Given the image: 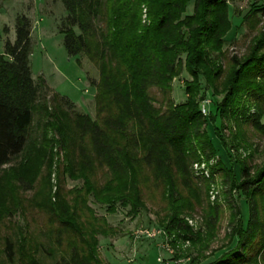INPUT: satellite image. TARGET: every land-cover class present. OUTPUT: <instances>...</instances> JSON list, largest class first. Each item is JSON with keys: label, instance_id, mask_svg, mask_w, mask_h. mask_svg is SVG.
Listing matches in <instances>:
<instances>
[{"label": "trees", "instance_id": "1", "mask_svg": "<svg viewBox=\"0 0 264 264\" xmlns=\"http://www.w3.org/2000/svg\"><path fill=\"white\" fill-rule=\"evenodd\" d=\"M54 1L67 13L60 32L68 55L85 56L99 72L98 81L91 83L95 119L76 111L42 77L33 79L32 22L18 16L16 39L7 40L0 52V171L22 160L20 181L40 174L44 165L50 174L52 134L66 151L67 172L85 180L84 189L75 191L79 197L73 207L64 200L42 204L53 227L51 236L61 248L56 264H106L97 239L107 234L105 225L99 229L75 215L79 206L92 214L88 195L99 203L129 206L137 214L146 206L143 189L150 186L161 189L167 202L161 223L191 241L194 251L183 255L188 264H201L220 218V210L207 203V183L200 186L192 172L193 164L217 155L207 131L216 118L208 119L200 110L201 78L213 95L223 97L217 110L224 123L249 124L264 136V23L244 55L228 57L224 45L232 21L227 0H195L192 15H185L191 0ZM258 14L264 17V5L251 8L243 19L252 30L261 24ZM183 68L191 81L185 82L186 101L177 104L172 82ZM215 135L226 149L217 129ZM240 167L237 179L220 164L232 187L246 197L248 221L239 218L228 244L235 237L239 241L210 264H257L259 257L264 262V166L254 174L247 161ZM99 171L106 176L103 185L95 182ZM197 207L210 212L206 236L194 234L182 219ZM4 252L13 262L10 240ZM36 254L22 263L41 264Z\"/></svg>", "mask_w": 264, "mask_h": 264}, {"label": "rangeland", "instance_id": "2", "mask_svg": "<svg viewBox=\"0 0 264 264\" xmlns=\"http://www.w3.org/2000/svg\"><path fill=\"white\" fill-rule=\"evenodd\" d=\"M194 1L191 0L188 4L185 15L193 14ZM227 1L232 29L225 37L224 50L228 57L242 56L264 23V17L258 14L261 24L252 30L250 24L243 19L251 8L263 6L264 0ZM23 15L32 22L30 63L33 79L37 82L38 78L42 77L54 92L74 103L76 111L95 119L96 89L91 83L98 81L99 72L85 56L70 57L64 48V35L60 29L67 13L60 1L0 0V52H4L7 40L12 43L15 41L16 18ZM143 18L146 19L145 16ZM182 59L185 60V55H182ZM186 81H191V77L183 68L181 74L172 82V96L177 104L186 101ZM201 83L203 98L200 105L203 101L209 100L207 118H216L214 124H208L207 131L215 145L217 155L211 160L193 164L192 172L200 186L207 183L204 186L207 203L220 210L217 228L211 238L209 249L205 252L207 258L201 262L210 264L235 247L239 238L235 237L228 244L229 236L240 217L244 224L249 217L245 195L232 187L230 180L220 170V164L230 169L232 174L240 179V163L247 161L254 174L264 166V136L249 124L238 126L235 123H224L217 110L223 97L213 95V91L205 86L203 78ZM152 93L156 99H161L157 90H153ZM261 123L264 125V116ZM215 129L226 140L228 146L226 149L215 135ZM49 139L53 142L50 147L52 155L50 174L49 172L47 174V167L44 165L40 174L32 179L20 181L19 166L22 160H17L0 171V264H23L22 260H26L35 252L41 264H56L62 257L61 248L51 236L53 227L50 225L49 214L42 204L48 200L50 204L55 205L64 200L73 207L76 197H79L75 191L84 189L85 180L80 177L73 178L67 172L69 163L65 149L58 144L57 136L51 134ZM105 181L106 176L99 171L95 176L96 184L103 185ZM44 190L48 192V198H45ZM87 200V206L92 214L86 209L82 211V207L79 206L75 215L87 225L95 224L99 229H103V224L105 225L107 234H99L97 239L101 259L106 264H129L130 259L133 260L130 264L189 263V258L183 255L194 251L191 241L181 239L172 229L167 228V222L161 223L168 209L161 189L144 187L143 200L146 206L137 214L132 212L129 206H123L121 203L96 202L92 194L87 196ZM259 207L262 209V204H259ZM207 210L197 207L193 214L182 216L184 223L194 234L206 236L209 233L206 213L210 212ZM93 216L97 221L91 218ZM139 227L154 229L161 234L152 240H135L134 233ZM7 240L14 246L13 262L8 261L4 252ZM165 245L170 246L174 254H169L164 248ZM65 246L64 243L63 247ZM176 255L179 258L174 260ZM256 263L264 264L260 257Z\"/></svg>", "mask_w": 264, "mask_h": 264}, {"label": "built area", "instance_id": "3", "mask_svg": "<svg viewBox=\"0 0 264 264\" xmlns=\"http://www.w3.org/2000/svg\"><path fill=\"white\" fill-rule=\"evenodd\" d=\"M209 105H210L209 100L203 101L202 104L200 105V110L205 117H208L209 115ZM160 234H161L160 231H156L154 229H149L145 227H139L134 233V238L135 240H139V239H151L152 240V239H156L157 236ZM164 248L169 254H174V250L170 246L165 245Z\"/></svg>", "mask_w": 264, "mask_h": 264}, {"label": "crops", "instance_id": "4", "mask_svg": "<svg viewBox=\"0 0 264 264\" xmlns=\"http://www.w3.org/2000/svg\"><path fill=\"white\" fill-rule=\"evenodd\" d=\"M132 261H133V260H132V259H130V260L128 261V263L130 264Z\"/></svg>", "mask_w": 264, "mask_h": 264}]
</instances>
